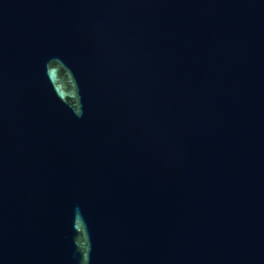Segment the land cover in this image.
Instances as JSON below:
<instances>
[{
	"label": "water",
	"instance_id": "obj_1",
	"mask_svg": "<svg viewBox=\"0 0 264 264\" xmlns=\"http://www.w3.org/2000/svg\"><path fill=\"white\" fill-rule=\"evenodd\" d=\"M0 264H264V0H0Z\"/></svg>",
	"mask_w": 264,
	"mask_h": 264
}]
</instances>
